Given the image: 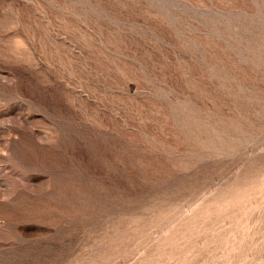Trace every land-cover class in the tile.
<instances>
[{
  "label": "rangeland",
  "instance_id": "374dc122",
  "mask_svg": "<svg viewBox=\"0 0 264 264\" xmlns=\"http://www.w3.org/2000/svg\"><path fill=\"white\" fill-rule=\"evenodd\" d=\"M0 264H264V0H0Z\"/></svg>",
  "mask_w": 264,
  "mask_h": 264
}]
</instances>
